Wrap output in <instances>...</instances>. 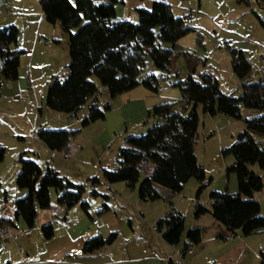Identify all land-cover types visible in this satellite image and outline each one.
Wrapping results in <instances>:
<instances>
[{
    "label": "rangeland",
    "instance_id": "374dc122",
    "mask_svg": "<svg viewBox=\"0 0 264 264\" xmlns=\"http://www.w3.org/2000/svg\"><path fill=\"white\" fill-rule=\"evenodd\" d=\"M155 1L172 5L175 15L184 18L186 24L195 29L178 41V47L203 59L195 73L197 79L204 71H211L218 78L222 91L235 97L242 95L243 80L233 71L228 45L238 49L254 45L248 59L253 66V76L261 78L258 69L261 67L260 56L264 55V0H124L116 6L120 17L136 23L139 20L137 9H151ZM32 2L39 14L33 18L25 17V11L33 7L29 5ZM41 12L38 0H0V28L16 25L19 35L13 48L25 51L20 60L19 78L0 79V147L6 149L0 163V214L4 213L6 194L15 213V201L27 193L16 183L23 152H26L24 158L35 160L44 172L51 166L62 176L83 184L85 191L78 204L67 208L58 203V193L53 188L51 207L38 209L33 227L30 228L22 217L16 219L15 231L31 229L32 234L0 238V264H162L170 258L182 261V264H212L211 257L215 253L230 245H240V238L229 242L217 240V233L228 232L225 225L215 220L210 212L200 217L195 212L198 204L211 209L212 190H238L237 175L227 172V167L234 162V155L224 154L223 150L233 145L239 134L247 129L246 119L255 111L241 104L242 118L237 119L221 113L210 115L198 105L200 125L195 150L198 161L205 168V187L199 193L202 182L192 178L181 192L174 193L159 186V199L143 200L139 196L141 180L134 187L123 181L109 183L104 170L117 168L119 150L128 136L143 134L154 125L155 119H148V116L155 105L180 100L182 92L175 83L185 80L189 74L184 56L176 62L178 74H167L149 61V71L160 76L158 92L138 86L112 98L108 88L93 76L99 87L100 107L109 104L110 109L104 119L82 126V120L89 114L91 100L74 114L53 110L46 104L53 75L63 79L69 72L70 43L60 25L61 44L46 42L43 38L37 42L39 29L50 28L49 35L55 30L47 21L39 26ZM199 34L203 45L198 42ZM50 59L55 60V73L48 65ZM43 63L47 64L45 69ZM41 129H80V132L71 138L66 153L47 148L38 137ZM251 134L254 139L264 141L263 133L251 131ZM250 168L264 180V168L259 164H252ZM92 177H98L102 182L97 188L101 193L98 197L93 195L94 187L89 181ZM254 198L261 203L264 216V187L254 194ZM83 201L90 204L88 212L81 205ZM105 204L108 209L102 211ZM171 205L186 217L182 240L175 246L168 244L156 229L158 220ZM49 223L53 224L55 234L51 239H45L42 227ZM194 226L203 227V242L192 244L194 252L185 253L181 258L177 250L184 248L187 233ZM112 233L116 234L113 243L92 253L83 252L85 240L97 235L107 238ZM240 237L250 238L254 243L249 251L244 248V259L238 264H263L264 228Z\"/></svg>",
    "mask_w": 264,
    "mask_h": 264
},
{
    "label": "trees",
    "instance_id": "16d2710c",
    "mask_svg": "<svg viewBox=\"0 0 264 264\" xmlns=\"http://www.w3.org/2000/svg\"><path fill=\"white\" fill-rule=\"evenodd\" d=\"M38 1L46 20L52 24L58 22L70 43L69 72L63 79L52 78L46 104L53 110L74 114L91 100L89 114L82 120V126L104 119L110 109L109 104L100 107L99 87L93 76L108 88L112 98L138 86L158 92L160 76L149 71V61L161 71L172 74L177 73V60L181 56L186 60L189 74L185 80L175 83L181 89L182 97L178 102L154 106L148 119L153 118L156 122L145 133L125 139L119 150L117 168L104 170L106 181H123L134 187L141 180L139 196L146 201L161 197L159 186L174 193L181 192L192 178L202 182L200 193L205 187L206 172L195 150L200 125L197 107L202 105L204 112L213 116L221 113L241 119L243 104L255 114L246 119L247 129L239 134L237 141L223 150L224 154L234 155V162L227 167V172L237 175L238 190H212L211 209L198 204L195 214L200 217L210 212L215 220L224 224L228 232L218 234L223 239L237 234L247 236L263 229L261 203L254 194L263 189L264 180L250 166L259 164L264 168V143L251 134V131L264 134V78L253 76L248 52L228 45L233 71L243 80L242 95L235 97L222 91L218 78L211 71H204L199 79L195 77L203 59L178 47V41L195 29L188 26L184 18L176 16L168 3L155 1L151 9L138 8L139 20L135 23L117 13L116 5L124 0ZM262 23L264 25V21ZM18 35L19 29L14 24L0 28L1 80L19 78L20 60L25 51L13 48ZM198 42L203 45L201 34ZM79 132L80 129H41L38 137L50 150L62 151ZM25 153L20 157L21 169L16 183L27 193L15 201L13 218L5 219L4 223L16 226V219L22 217L31 228L38 209L51 207V189L58 193L59 204L71 208L82 200L85 186L62 176L51 166L44 172L35 160L24 158ZM5 155V147H0V163ZM89 181L94 187L93 195L100 196L97 188L102 184L101 180L92 177ZM81 205L88 212L90 204L83 201ZM107 209L105 204L102 211ZM185 220L184 213L171 205L158 220L156 229L168 244L175 246L182 240ZM202 231L200 226L188 231V241L181 250L183 257L192 244L202 242ZM42 232L45 239H51L53 224L44 225ZM115 238V233L107 238L101 235L89 238L83 252L92 253L113 243ZM162 264H182V261L170 258Z\"/></svg>",
    "mask_w": 264,
    "mask_h": 264
},
{
    "label": "crops",
    "instance_id": "0c3cea01",
    "mask_svg": "<svg viewBox=\"0 0 264 264\" xmlns=\"http://www.w3.org/2000/svg\"><path fill=\"white\" fill-rule=\"evenodd\" d=\"M71 1H75V0H71ZM33 4V2L32 3H30L29 5H32ZM33 6V5H32ZM116 10H117V6H116ZM117 13H118V10H117ZM39 14V11L36 9V7H32L31 9H29V10H26L25 11V13H24V16L25 17H28V18H33V16H35V15H38ZM119 15V14H118ZM40 19H41V21H40V24H39V26L40 25H42V23H44V21H47L46 20V17H45V15H44V13H43V11L41 12V17H40ZM48 22V21H47ZM49 23V22H48ZM53 25V27H54V29L55 30H53V34L52 35H49V30H50V28H46L45 30H43V29H39V33H37V42L39 41V40H41L42 38L46 41V42H50V41H54L57 45L58 44H61V42H62V39L60 38V34H61V30H60V24L57 22V23H55V24H52ZM64 32L62 31V34H63ZM66 36H68L66 33H64ZM69 38V37H68ZM254 45H252V46H250V47H248V48H245V47H243L242 49L243 50H245V51H247L249 54H251L250 52L252 51L253 52V50H254V47H253ZM251 50V51H250ZM32 51V53H33V50H31ZM249 58V57H248ZM35 64V63H34ZM46 64V63H45ZM44 63L43 64H41L42 66H43V69H45V66H47V64L45 65ZM55 64V60H52V59H50L49 60V66H51V72H57V71H55V66H53ZM34 69H36V67H34V66H32ZM44 73H46V70L44 71ZM53 75V74H52ZM55 75V74H54ZM54 75H53V77H54ZM8 127L9 128H11L9 125H8ZM263 143H264V141H262ZM46 146V145H45ZM47 147V146H46ZM48 148V147H47ZM69 149V146H68V148H66V149H64V150H62V151H65L66 153H68V150ZM20 171V170H19ZM52 190V189H51ZM96 197H98V196H96ZM7 200H9L8 199V196H7V194L5 195V202L7 201ZM2 215V213L0 214V216ZM14 215V211H12V207H11V214L10 215H8L7 214V216L8 217H12ZM54 234H55V232H54ZM218 234L219 233H217V240H228V242L230 241V240H232V239H235V238H240L241 240V244L240 245H234L233 247H231V245L229 246V247H227L225 250H223L222 252H217V253H215V255H213L211 258H212V260L214 261L213 263H215V264H238V263H240L241 261H243V259H244V256L242 257V252H243V254H244V248L245 249H247L248 251L250 250V248L251 247H253V243L254 242H251L250 241V238L248 239V238H246V237H240V236H242V235H240V234H237V235H232V236H229V237H226V238H220V237H218ZM248 236V235H247ZM86 241V240H85ZM202 242H203V238H202ZM201 242V243H202ZM85 244V243H84ZM84 246V245H83ZM102 248V247H101ZM82 250H83V247H82ZM99 250V249H98ZM58 251H60V250H58ZM179 251H181V250H179ZM234 251H236L235 252V255L233 254V252ZM193 252H194V250H193ZM263 254V260H262V262H263V264H264V253H262ZM212 263V264H213Z\"/></svg>",
    "mask_w": 264,
    "mask_h": 264
},
{
    "label": "built area",
    "instance_id": "2783aa9c",
    "mask_svg": "<svg viewBox=\"0 0 264 264\" xmlns=\"http://www.w3.org/2000/svg\"><path fill=\"white\" fill-rule=\"evenodd\" d=\"M261 67L258 69V74L264 78V55L260 56ZM11 214V204L6 201L4 205V213L0 216V238L1 239H10V238H17L19 236H28L32 234V230H22V231H15L12 225L5 224V219L13 218L7 216ZM186 253L192 254L193 248L191 247L186 251ZM177 255L183 258V253L177 250Z\"/></svg>",
    "mask_w": 264,
    "mask_h": 264
}]
</instances>
